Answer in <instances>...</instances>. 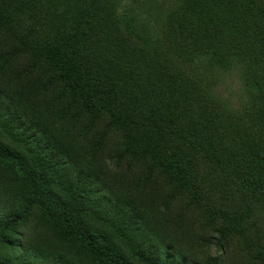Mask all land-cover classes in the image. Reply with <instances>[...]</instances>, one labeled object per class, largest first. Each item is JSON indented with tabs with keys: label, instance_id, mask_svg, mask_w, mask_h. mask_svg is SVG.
Returning <instances> with one entry per match:
<instances>
[{
	"label": "trees",
	"instance_id": "obj_1",
	"mask_svg": "<svg viewBox=\"0 0 264 264\" xmlns=\"http://www.w3.org/2000/svg\"><path fill=\"white\" fill-rule=\"evenodd\" d=\"M57 3L66 15L49 18L45 10ZM165 26L163 41L154 38L144 23L116 14L110 0H0V28L41 59L91 119L107 116L132 156L151 160L198 203L202 155L264 211V0H175ZM164 40L182 56H207L224 68L243 63L251 98L240 117L163 58ZM22 106L0 86L7 114L0 113V206L6 188L19 200L0 219V247L14 250L0 264H189L162 228ZM33 212L53 246L15 238ZM245 213L223 212L242 236ZM260 254L264 261V247Z\"/></svg>",
	"mask_w": 264,
	"mask_h": 264
},
{
	"label": "rangeland",
	"instance_id": "obj_2",
	"mask_svg": "<svg viewBox=\"0 0 264 264\" xmlns=\"http://www.w3.org/2000/svg\"><path fill=\"white\" fill-rule=\"evenodd\" d=\"M60 1L64 3V0ZM174 3L175 0H110L116 14L139 20L154 38L160 40L167 14ZM66 9L65 4L57 3L52 13L48 15L51 9L45 12L51 18L54 14L66 15ZM28 17V14H20V23H27ZM163 50L166 61L193 83L203 84L207 93L236 116L240 117L248 107L251 97L245 89L242 62L224 68L207 56H182L166 43ZM0 86L18 103L21 101L23 109H28V113L41 123L49 138L66 146L84 165L107 178L128 203L162 228L181 248L189 264H212L215 260L220 264H264L260 254L264 247V211L250 201L235 180L228 178L204 156L197 155L201 200L193 202L189 195L169 182L151 160L136 158L127 152L122 132L112 127L107 116L91 119L85 114L53 71L41 59L25 51L16 37L2 28ZM3 112L0 109L2 118L6 119L7 114ZM1 170L5 172L6 165L2 164ZM10 183L8 180L5 185ZM6 191L0 206V219L9 215L14 204L19 202L18 199L10 200L13 189L6 188ZM243 211L247 214L245 236L230 230L223 216V212ZM40 222L39 215L33 212L27 222L18 227L15 238L21 243L29 239L28 245L32 248L53 246L52 232L48 226L40 229ZM17 252L20 254L21 249ZM11 255H14L11 245L0 247V259Z\"/></svg>",
	"mask_w": 264,
	"mask_h": 264
}]
</instances>
